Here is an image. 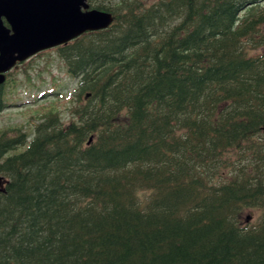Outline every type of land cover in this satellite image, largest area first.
I'll list each match as a JSON object with an SVG mask.
<instances>
[{
    "label": "trees",
    "instance_id": "1",
    "mask_svg": "<svg viewBox=\"0 0 264 264\" xmlns=\"http://www.w3.org/2000/svg\"><path fill=\"white\" fill-rule=\"evenodd\" d=\"M92 1L69 119L0 134V264H264V0Z\"/></svg>",
    "mask_w": 264,
    "mask_h": 264
},
{
    "label": "water",
    "instance_id": "2",
    "mask_svg": "<svg viewBox=\"0 0 264 264\" xmlns=\"http://www.w3.org/2000/svg\"><path fill=\"white\" fill-rule=\"evenodd\" d=\"M114 20L110 11L89 8L87 0H0V85L37 53L107 29ZM5 182L0 174V191Z\"/></svg>",
    "mask_w": 264,
    "mask_h": 264
},
{
    "label": "rangeland",
    "instance_id": "3",
    "mask_svg": "<svg viewBox=\"0 0 264 264\" xmlns=\"http://www.w3.org/2000/svg\"><path fill=\"white\" fill-rule=\"evenodd\" d=\"M13 71L19 85L12 92L11 86L7 88L11 104L0 113V134L14 127L32 131L38 119L56 109L63 119H69L73 106L70 96L77 87V80L68 74L58 47L36 54ZM25 148L22 146L17 151ZM249 214L250 221H255L259 211L248 209L245 216Z\"/></svg>",
    "mask_w": 264,
    "mask_h": 264
},
{
    "label": "flooded vegetation",
    "instance_id": "4",
    "mask_svg": "<svg viewBox=\"0 0 264 264\" xmlns=\"http://www.w3.org/2000/svg\"><path fill=\"white\" fill-rule=\"evenodd\" d=\"M87 2L89 3V6H93L94 5V3H93V1L92 0H87ZM8 77H9V73H8V75H7ZM8 80V79H7Z\"/></svg>",
    "mask_w": 264,
    "mask_h": 264
}]
</instances>
